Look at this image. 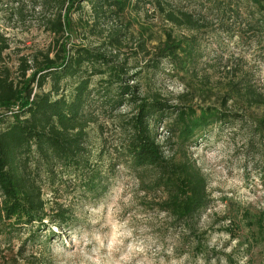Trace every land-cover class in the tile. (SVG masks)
Segmentation results:
<instances>
[{
	"label": "trees",
	"instance_id": "obj_1",
	"mask_svg": "<svg viewBox=\"0 0 264 264\" xmlns=\"http://www.w3.org/2000/svg\"><path fill=\"white\" fill-rule=\"evenodd\" d=\"M201 1L208 10L221 14V26L227 27L224 21L233 15L240 16L243 10L248 29L264 32V0ZM86 2L91 4L99 23L107 18V12L120 16L153 7L167 21L197 33L182 39L166 33L165 40L152 50L141 40L131 58L128 55L121 58L128 45L122 32L116 30L111 32L109 41L116 53L108 56L100 48L68 42L73 29L72 15L83 12ZM0 3L14 6L21 21L30 18L28 14L37 17L57 45L54 57H50V52L44 53L30 64L22 59L20 77L14 78L2 59L9 48V39L0 31L3 264L7 259L2 244L10 247L26 234L25 245L35 241L37 233L46 227L71 230L76 203L104 199L109 192L110 172L117 166L135 173L146 193L160 194V211L184 231L195 234V219L208 209L210 197L207 180L189 151L209 128L244 122L243 114L227 109L229 102L245 100L264 106V96L250 83L241 87L229 82L221 106L196 107L188 93L174 104L158 93L140 95L137 84L143 69L156 72L164 63L172 71L194 74L202 58L201 36L212 23L209 15L183 5L181 0H0ZM138 54L144 58L139 59ZM131 60L135 61L132 65ZM126 106H133L132 113H121ZM102 118L115 119L122 136L113 150L102 148L97 158L88 129L100 125ZM252 126L247 145L254 147L260 143L264 153V116ZM160 128L166 132V141L175 142L177 147L170 156L164 155L158 141ZM109 155L111 162L105 165L103 160ZM46 188L51 191V201L45 199ZM62 198L73 203L58 201Z\"/></svg>",
	"mask_w": 264,
	"mask_h": 264
},
{
	"label": "rangeland",
	"instance_id": "obj_2",
	"mask_svg": "<svg viewBox=\"0 0 264 264\" xmlns=\"http://www.w3.org/2000/svg\"><path fill=\"white\" fill-rule=\"evenodd\" d=\"M181 2L208 14L212 21L201 36L202 58L194 74L172 71L166 63L156 72L143 69L137 84L140 95L158 93L176 104L188 93L196 107H218L231 82L241 87L250 83L264 96V32L248 29L243 10L240 16L226 19V27L221 26V14L202 6L203 1ZM13 7L0 3V31L10 44L2 54L3 63L18 78L22 59L30 64L44 53L50 52V57H54L57 45L37 17L28 14L30 18L21 21ZM94 15L88 2L83 12L72 15L68 42L100 48L108 56L116 53L109 46L110 34L116 30L122 32L128 45L121 58L132 56L141 40L152 50L165 40L166 33L177 39L197 33L167 21L153 7L120 16L107 12V18L100 23ZM138 55L139 59L144 58L143 54ZM134 62L131 60V65ZM227 106L228 110L243 114L244 122L209 128L189 151L207 180L210 197L208 209L195 219V234L184 231L160 211V194L146 193L135 173L117 166L110 172L109 192L104 199L76 203L71 230L46 227L37 233L35 241L25 245L26 234L10 247L2 244L8 260L4 264L15 259L18 264H264V153L260 143L247 145L253 122L264 116V106L245 100L231 101ZM132 109L133 106H126L121 113H132ZM88 131L97 158L102 148L113 150L122 136L116 120L110 118H102L100 125H92ZM166 138L160 128L158 141L164 155L170 156L177 147ZM110 157L103 160L105 165L111 162ZM44 194L45 199L53 200L48 188ZM58 201L73 203L66 198Z\"/></svg>",
	"mask_w": 264,
	"mask_h": 264
}]
</instances>
